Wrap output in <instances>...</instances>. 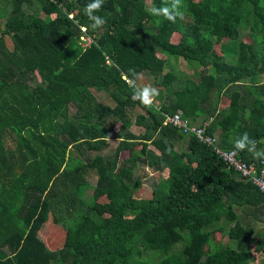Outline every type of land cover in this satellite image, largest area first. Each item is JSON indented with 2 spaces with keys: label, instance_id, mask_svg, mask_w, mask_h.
Returning <instances> with one entry per match:
<instances>
[{
  "label": "trees",
  "instance_id": "16d2710c",
  "mask_svg": "<svg viewBox=\"0 0 264 264\" xmlns=\"http://www.w3.org/2000/svg\"><path fill=\"white\" fill-rule=\"evenodd\" d=\"M1 1L9 9L0 28V264L264 260V227L252 226L264 224V194L162 123L177 113L208 122L205 132L222 150L261 168L264 159L234 152V141L247 133L259 151L264 138V0H182L188 25L153 16L163 0H150L148 10L145 0H104L95 15L106 24L97 30L84 14L91 0ZM244 32L252 45L239 39ZM222 39L238 42L235 58L214 52ZM163 53L198 68L196 78L164 73ZM129 69L136 87L152 77L158 106L132 98ZM221 98L228 103L219 109ZM110 140L113 154L103 157ZM138 163L165 173L146 199L133 197ZM49 221L64 231L56 250L38 237ZM215 232L234 248L218 243L207 252Z\"/></svg>",
  "mask_w": 264,
  "mask_h": 264
},
{
  "label": "rangeland",
  "instance_id": "374dc122",
  "mask_svg": "<svg viewBox=\"0 0 264 264\" xmlns=\"http://www.w3.org/2000/svg\"><path fill=\"white\" fill-rule=\"evenodd\" d=\"M193 1H198V0H193ZM149 3L150 0H145V7L148 10L149 9ZM9 9V6H7L5 3L2 1L0 2V28L1 24L3 23L4 20V14L7 13ZM264 11V9L262 8ZM42 17V16H41ZM182 22L185 25H188V19L183 18ZM82 38H84V41L80 40V44L83 45V43H86L88 40L89 42L91 41L86 34L82 35ZM86 39V40H85ZM179 39L178 34H173L170 38V41L172 43H176ZM239 39L241 41H245L247 43H250L252 45V41L250 39V36H248L247 33H240ZM7 45L10 46V42L7 41ZM237 47H238V42L237 41H230L228 39H222V41L215 45L213 47V50L216 54L224 56L225 58H235L237 54ZM161 59L165 61V66L163 69L164 73H171L175 76L184 74L185 76L189 78H196V76L199 73L198 68L194 67H189L181 57H173L172 55L168 53H163L159 55ZM262 80V77L259 78V81ZM152 77H147L145 78L141 76V80L138 82V85L140 87L145 86V85H150L152 84ZM93 95L95 93L91 91ZM102 97V95H101ZM228 101L226 99L221 98L219 100L218 108L221 109L227 105ZM156 106V101L154 102ZM136 112V111H135ZM130 132L134 135L142 134V128L132 125L130 128ZM108 148L105 150L101 151L100 153L103 155V157H107L113 154V149L116 144V141H111L109 142ZM139 149V146L136 147V150ZM93 154V153H89ZM127 157V154L125 152H122L118 156V161L124 159ZM165 176V173H158L155 172L154 170L142 166L141 164L138 163L137 165V170L133 173V179L136 180L138 183L139 187L133 192V197L138 198V199H146L149 198L151 195V191L157 186V184L163 179ZM88 182V188L83 191V198L85 200H89L91 197V190L92 187L95 183V177L93 174H90L87 178ZM252 226L254 227V230L256 233H260L263 230L264 224L261 223H252ZM263 232V231H262ZM38 237L40 240L45 244V246L49 249H59L61 246L64 244V231L60 229L58 225H54L52 222H47L44 226L41 227V229L38 232ZM218 243L221 244V246H228L231 248H234V242L230 241L227 239V236L225 233L220 234L218 232L213 233V236L211 237V243L207 245L206 251L207 252H212L215 248V244L217 245ZM252 248V247H251ZM252 263L250 264H262L263 256L262 255H257L253 254L252 255Z\"/></svg>",
  "mask_w": 264,
  "mask_h": 264
},
{
  "label": "clouds",
  "instance_id": "9594fccd",
  "mask_svg": "<svg viewBox=\"0 0 264 264\" xmlns=\"http://www.w3.org/2000/svg\"><path fill=\"white\" fill-rule=\"evenodd\" d=\"M103 3L104 0H91L84 8V14L91 21L90 27L93 30L100 29L106 24V20L103 17L95 15L102 8ZM182 7V0H163V6H153L150 12L153 16L163 17L165 20L175 23L178 18L183 19ZM129 73L132 79L127 76L124 79L133 88L132 98L146 108L152 107L155 99L159 96V89L151 85L136 87L135 77L137 74L133 69H129ZM255 146L256 142L250 139L247 133H244L234 141V152L247 150L253 153L254 159H264V151H256Z\"/></svg>",
  "mask_w": 264,
  "mask_h": 264
},
{
  "label": "built area",
  "instance_id": "2783aa9c",
  "mask_svg": "<svg viewBox=\"0 0 264 264\" xmlns=\"http://www.w3.org/2000/svg\"><path fill=\"white\" fill-rule=\"evenodd\" d=\"M80 40L84 41V38L80 37ZM86 41V43L81 45L82 47H86L90 43L88 40ZM106 63H108V61H106ZM163 116V125H168L182 136L192 137L200 144L209 147L219 159L227 164L229 168H232L234 172L238 173L241 179L249 181L252 186L264 194V161H261V168H258L256 171L253 163L246 164L236 158L232 151L222 150L218 146L216 136L209 135L205 132V127L208 122L196 124L187 118H183L180 113L172 116Z\"/></svg>",
  "mask_w": 264,
  "mask_h": 264
},
{
  "label": "crops",
  "instance_id": "0c3cea01",
  "mask_svg": "<svg viewBox=\"0 0 264 264\" xmlns=\"http://www.w3.org/2000/svg\"><path fill=\"white\" fill-rule=\"evenodd\" d=\"M218 133V131L216 132V134ZM261 148L259 151H263L264 150V138L261 139Z\"/></svg>",
  "mask_w": 264,
  "mask_h": 264
}]
</instances>
